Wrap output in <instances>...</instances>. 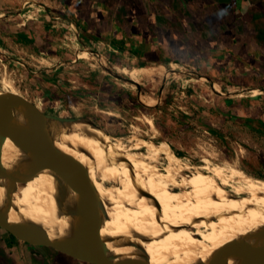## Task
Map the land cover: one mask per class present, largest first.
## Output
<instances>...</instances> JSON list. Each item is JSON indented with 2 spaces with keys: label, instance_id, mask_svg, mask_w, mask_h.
<instances>
[{
  "label": "rangeland",
  "instance_id": "obj_1",
  "mask_svg": "<svg viewBox=\"0 0 264 264\" xmlns=\"http://www.w3.org/2000/svg\"><path fill=\"white\" fill-rule=\"evenodd\" d=\"M195 1L199 0H0L2 24H15L22 18L37 24L43 22L47 30L53 29L56 38V43L46 49L43 45L31 46L35 60L30 65L25 61L29 56L24 51H13L1 40L0 91L7 92L1 82L9 83L16 94L43 114L89 122L113 139L126 141L136 137L164 142L191 170L205 165H227L264 180V31H261L264 0H209L220 16L218 19L232 28L239 44L234 54L222 52L220 62L216 59L205 63H199L196 56L204 45L190 38L187 29L189 20L196 19L193 11L188 12ZM13 37L22 44L23 40H17L19 36ZM33 43L32 38L27 44ZM57 45L69 54L67 62L76 60L75 67L68 71L86 76L80 75L93 84L94 89L87 88L85 92L95 93L99 82L106 83L102 95L75 99L61 93L57 98L44 92L45 77L57 80L58 72L52 73L53 66L49 65L53 64L55 49L60 48ZM190 52L195 61L188 55ZM167 63L177 64L173 67L175 72L181 70L190 75H170L167 72L172 67ZM138 65L156 71L152 76L138 74L136 70H144L135 69ZM201 74H204L200 79L204 87L200 84V89H181L182 81ZM129 80L138 84L139 90ZM161 85L163 91L159 93ZM58 87L47 88L59 92ZM214 90L222 99L228 92L239 91L237 117L228 109L225 101L228 99L220 101ZM197 94H200V108L193 102ZM190 95L193 99L186 101ZM144 97L161 98V101L151 106L142 100ZM190 102L194 107L188 109ZM250 108L253 116L247 119L239 116ZM4 237L10 238V234L3 230L0 241ZM37 250L42 258L57 264L56 251ZM24 264L37 263L27 260Z\"/></svg>",
  "mask_w": 264,
  "mask_h": 264
},
{
  "label": "bare ground",
  "instance_id": "obj_2",
  "mask_svg": "<svg viewBox=\"0 0 264 264\" xmlns=\"http://www.w3.org/2000/svg\"><path fill=\"white\" fill-rule=\"evenodd\" d=\"M1 85L19 95L11 84ZM142 100L156 104L149 97ZM4 119L27 126L20 104ZM42 124L51 146L86 171L102 212L100 236L116 260L204 264L225 244L262 240L264 180L227 165L191 170L164 142L113 139L86 121L42 119ZM1 164L20 177H0V215L52 241L73 240L80 221L77 193L9 142L2 145Z\"/></svg>",
  "mask_w": 264,
  "mask_h": 264
},
{
  "label": "water",
  "instance_id": "obj_3",
  "mask_svg": "<svg viewBox=\"0 0 264 264\" xmlns=\"http://www.w3.org/2000/svg\"><path fill=\"white\" fill-rule=\"evenodd\" d=\"M127 82L138 87L130 80ZM17 104L22 106L26 128L12 125L4 119V116L11 114V109ZM42 119H53L61 124L82 121L43 114L34 104L20 95L8 92L0 94V177L12 179L20 177L12 176L3 169L1 149L4 142L26 150L41 168L53 172L77 193L80 221L75 237L70 241H52L34 227L8 223L2 215H0V229L18 241L31 246L51 248L86 264H147L137 260L119 261L108 251L99 232L102 216L100 204L88 175L74 159L51 146L44 134ZM230 259L238 260L237 264H264V236L253 245L244 242L225 244L216 249L204 264H226Z\"/></svg>",
  "mask_w": 264,
  "mask_h": 264
},
{
  "label": "crops",
  "instance_id": "obj_4",
  "mask_svg": "<svg viewBox=\"0 0 264 264\" xmlns=\"http://www.w3.org/2000/svg\"><path fill=\"white\" fill-rule=\"evenodd\" d=\"M217 1L220 2V0H217ZM191 5H192V8H190L191 12L190 11L188 12L192 13L193 11L195 13L194 17L196 19L194 21L189 20L188 22L189 25L187 29H188V32H190V34L188 35L190 38H194V40L198 43V45H200V43L204 45V47L201 48V51L196 53L197 54L196 56L200 58L198 59V62L199 63L200 61H202V63L203 62L205 63V61L212 62V61H215L216 59H217V62H220L219 55L225 50L229 52H233L234 54V49H236V45L239 44L237 43L238 41L235 36L236 34L234 32L233 33L231 32L232 28H230V26L226 25V23L221 22L218 19L220 18V16L218 15L216 9L213 7V4H211L209 0H199V1H195ZM167 6L164 8L166 9V11H167ZM198 20H200V22H198ZM39 25H42V26H39ZM55 28L56 27L54 26V29ZM12 36H14L13 38H16V39L18 36L19 37L21 36L20 38L18 37L17 40H19L20 42H22L23 40L22 44H19L18 41H14L12 39ZM32 38L34 40L33 45H28L27 43L29 42V39L31 40ZM55 39L56 38L53 35V29L47 30L43 22H38L37 24L34 22H29L27 18L25 20H23L22 18L20 22H17L15 24L12 22L2 24V21L0 20V41L2 40L1 42L5 43L4 45L9 47V49L13 51H16V52L24 51L23 53H26L27 56H29L28 59L25 60L28 65L33 64L32 59L35 60V51L31 46H37L41 48L40 45H43V47L46 49V47H50L56 43ZM25 42L27 45H25ZM58 47L60 48L55 49L56 54L55 55L53 54L52 56L53 58H51L52 59L51 61L53 64L49 63V65L53 66V69L51 70L52 73L58 72V75L56 76L57 80L51 81L50 79L45 77V79L43 80V83L46 86L44 89V92H46V94H49V95L50 93H52L53 96H56L57 98H60L58 94L61 93V95H64L68 98H75V99H77V96H84L86 98L94 96L95 98H97L99 95H102L101 92L106 91V88H103L106 85V83L105 85H102V82L101 83L99 82L100 87L96 88L95 93L94 91L85 92V89L87 88L94 89L93 84H90L88 83L87 80H84L83 78H81V77H86V76H83L82 74H80L81 75L80 77V75L76 71H73V72L68 71V69H72L73 67H75L74 63L76 60H73V61L71 60L67 62V59L69 58L67 56L69 54L66 53L65 50H62L61 46H58ZM27 48L29 50L25 51ZM73 48L75 49V47ZM187 51L189 52V50ZM200 54H203V55H200ZM188 55L189 56L191 55V57L193 58V61H195L194 59L196 58L195 56L192 55V52H190V54L188 53ZM235 55H237V52H235ZM75 56H77L76 53H75ZM234 58L236 57L234 56ZM42 60H45V59L43 58ZM168 65L172 67L169 70L170 72H167L170 75H176L179 77H184L185 74L190 75L181 70H177V72H175L173 70V67L177 65L176 63H169ZM202 67L206 69L204 65ZM141 68H143L144 70L142 72L141 70H138V71L136 70L138 74L141 73L145 75L146 73H150L151 75V73H154L156 71V70H153L152 68H148L147 66L144 67L141 65H138L135 69H141ZM198 68L200 69V66H198ZM29 72H32V71H29ZM201 76H204V74H201L199 76L197 75V76H194V78H188L187 80L182 81V84L180 85L181 89L189 88V87L193 89L194 88L200 89V84L202 85V87H204L205 84L200 82ZM144 77L150 78V76H144ZM56 85H59L60 87ZM164 85H166V78H165ZM49 86H52L53 88L58 87L60 91L53 92L47 88ZM61 86H64V87H61ZM139 88L140 87L138 85L136 89L139 90ZM252 89L255 90V88H251V90ZM162 91H163V86L161 85L159 86V93H161ZM216 91L217 90H214L213 93L216 97H218V99H220V101L223 102L224 99H228V100H225L228 103V109L231 111V114L234 113L233 114L234 117L235 116L237 117L238 115L237 106H236L238 104L237 98L241 97V94H238L239 91L228 92L227 93L228 95H226V98L224 99H222L223 97L220 96L218 92ZM171 93L173 94V92ZM174 94L177 95L178 93H174ZM183 94L184 92L181 91L180 95H183ZM222 94L224 95V93ZM169 97L170 96H168L166 100H164L165 104L168 103L167 100H169ZM194 97L196 98V100L195 98L193 99V95H190L187 97L186 101H191L193 99V102L198 103L197 106L200 108V94H197ZM155 101L156 103H160L161 98L157 100L155 99ZM192 105L193 104H191L190 102L188 103L186 107L189 109L190 106ZM252 113H253V109L250 108L249 110L246 109L245 112H243V115L239 114V116H243L245 119H247L253 116L251 115ZM2 231L3 230L0 229V234ZM38 248H46V247L31 246L21 241H18L16 239L14 240L11 237L10 238L4 237L3 241H0V264H24V262H26L27 260H33L37 264L38 263L39 264H51V261H49L48 259L42 258L40 254L37 253ZM56 261H57V264L82 263V262L72 260L69 257L62 255L60 253H58V255L56 256ZM70 261H75V262H70ZM52 264H55V262Z\"/></svg>",
  "mask_w": 264,
  "mask_h": 264
},
{
  "label": "trees",
  "instance_id": "obj_5",
  "mask_svg": "<svg viewBox=\"0 0 264 264\" xmlns=\"http://www.w3.org/2000/svg\"><path fill=\"white\" fill-rule=\"evenodd\" d=\"M261 31H264V29L262 28V30H261ZM10 237H11V238H13V239L15 240V238H14L12 235H10Z\"/></svg>",
  "mask_w": 264,
  "mask_h": 264
}]
</instances>
